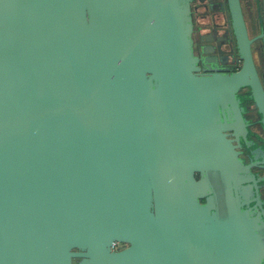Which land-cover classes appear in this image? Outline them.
Masks as SVG:
<instances>
[{"label": "water", "instance_id": "obj_1", "mask_svg": "<svg viewBox=\"0 0 264 264\" xmlns=\"http://www.w3.org/2000/svg\"><path fill=\"white\" fill-rule=\"evenodd\" d=\"M190 1L0 0V264H264L254 37L200 66Z\"/></svg>", "mask_w": 264, "mask_h": 264}, {"label": "flooded vegetation", "instance_id": "obj_2", "mask_svg": "<svg viewBox=\"0 0 264 264\" xmlns=\"http://www.w3.org/2000/svg\"><path fill=\"white\" fill-rule=\"evenodd\" d=\"M241 8L249 37H254L250 47L255 68L264 89V8L262 0H240ZM190 11L192 19L193 50L205 65L211 68L228 67L236 70L241 65V59L236 54L235 39L230 27V14L227 0H191ZM210 72L209 70H202ZM244 96L241 104L245 108L244 115L248 120L246 125V140L240 138L241 145L236 149L245 163L255 162L250 170L260 177L258 181L260 198L264 208V129L256 121V109L247 97V87L239 89ZM197 176V174H196ZM122 242L116 245H122Z\"/></svg>", "mask_w": 264, "mask_h": 264}]
</instances>
